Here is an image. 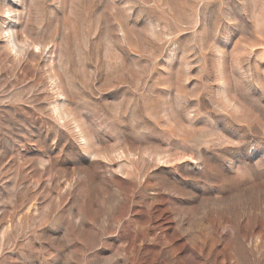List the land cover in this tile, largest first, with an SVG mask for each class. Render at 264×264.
Segmentation results:
<instances>
[{"label": "rangeland", "instance_id": "374dc122", "mask_svg": "<svg viewBox=\"0 0 264 264\" xmlns=\"http://www.w3.org/2000/svg\"><path fill=\"white\" fill-rule=\"evenodd\" d=\"M4 12L0 264H264V0Z\"/></svg>", "mask_w": 264, "mask_h": 264}, {"label": "clouds", "instance_id": "9594fccd", "mask_svg": "<svg viewBox=\"0 0 264 264\" xmlns=\"http://www.w3.org/2000/svg\"><path fill=\"white\" fill-rule=\"evenodd\" d=\"M0 14L4 15L5 17H7V16L9 15L7 12L0 13ZM11 31H12V30H7V31H5V32L3 33V35H4L5 37H7V36L10 34ZM9 51L15 52V51H16V46L13 45V44H9Z\"/></svg>", "mask_w": 264, "mask_h": 264}]
</instances>
